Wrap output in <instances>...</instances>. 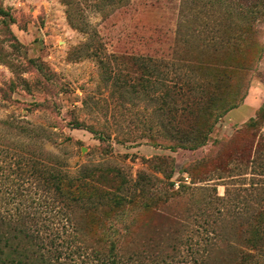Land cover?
<instances>
[{
	"label": "rangeland",
	"instance_id": "374dc122",
	"mask_svg": "<svg viewBox=\"0 0 264 264\" xmlns=\"http://www.w3.org/2000/svg\"><path fill=\"white\" fill-rule=\"evenodd\" d=\"M179 7L0 0V187L24 183L18 161L41 178L50 163L91 172L90 191L113 200L81 211L85 238L123 243L134 264H187L188 227L228 207L237 216L220 225L231 245L211 264H264V20L246 43L181 55L188 82L214 95L186 116L181 97L159 91L177 82L160 58L172 60ZM179 113L183 134L173 131Z\"/></svg>",
	"mask_w": 264,
	"mask_h": 264
},
{
	"label": "trees",
	"instance_id": "16d2710c",
	"mask_svg": "<svg viewBox=\"0 0 264 264\" xmlns=\"http://www.w3.org/2000/svg\"><path fill=\"white\" fill-rule=\"evenodd\" d=\"M114 1L121 4L125 0ZM254 20H264V0H180L171 46L172 60L160 58L161 65L167 63L165 66L173 67L177 82L169 86L162 81L159 91L181 97L185 115L204 108L205 104L212 105L214 95H208L211 90H205L202 85L193 87L191 81L188 82L190 73L186 71L190 65L183 63L181 55L189 51L218 53L235 47L237 41L246 43L248 34L255 29ZM149 59L145 57V61H151ZM192 91L193 94L187 96ZM183 114H176L173 126V131L182 134ZM16 165L21 170V181L26 186L30 184L27 189L24 183L18 187L10 183L0 187V264H134L132 259L135 258L126 255L123 243L112 242L111 247L105 249L94 247L85 238L81 211L94 209L104 199L113 200L109 194L96 195L90 191L94 181L91 172L72 176L50 163L43 166L41 178L36 165H32L30 173L20 161ZM12 201L18 204L14 208L7 207V202ZM225 208L218 210L215 222L188 227L182 241L188 250L190 261L187 264H211L219 249L231 245L227 229L220 223L226 217L237 215ZM248 246L256 254L260 253L261 247L250 243ZM256 254L246 252L244 256L255 261ZM154 264L170 263L159 260Z\"/></svg>",
	"mask_w": 264,
	"mask_h": 264
}]
</instances>
